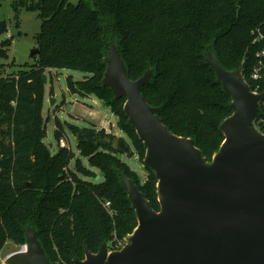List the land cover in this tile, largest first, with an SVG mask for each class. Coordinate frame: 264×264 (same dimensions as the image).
<instances>
[{"label":"trees","instance_id":"16d2710c","mask_svg":"<svg viewBox=\"0 0 264 264\" xmlns=\"http://www.w3.org/2000/svg\"><path fill=\"white\" fill-rule=\"evenodd\" d=\"M12 6L17 19L24 10L37 13L41 28L33 65L4 77L0 64V254L9 242L27 245L28 227L51 264L83 262L87 250L98 254L103 245L119 251L138 226L120 174L153 210L161 206L155 172L144 167L143 181L123 160L137 156L144 163L146 147L125 114L126 99L103 84L109 47H117L131 81L152 71L142 92L147 103L159 109L171 133L192 139L211 163L225 139L221 125L233 111L207 54L228 71L241 70L251 91L264 93V0H14ZM6 32L7 23L0 22V36ZM12 44L0 41V60ZM51 69L89 75L78 82L68 78V90L96 97L126 136L54 119L57 142L67 128L98 173L80 158L71 170L75 153L59 146L52 154L44 142L49 119L43 116V76ZM256 70L259 79L253 78Z\"/></svg>","mask_w":264,"mask_h":264},{"label":"water","instance_id":"95a60500","mask_svg":"<svg viewBox=\"0 0 264 264\" xmlns=\"http://www.w3.org/2000/svg\"><path fill=\"white\" fill-rule=\"evenodd\" d=\"M39 53L31 52V57ZM103 84L117 99L146 147L144 167L158 180L159 212L138 187L120 174L138 226L119 251L103 245L86 251L77 264H264V134L255 125L264 93L252 92L241 70L228 71L212 55L207 64L232 98V116L221 125L225 139L211 163L192 139L171 133L142 92L148 71L131 81L117 47L106 57ZM45 84L48 82L43 76ZM55 101L51 99V106ZM27 245L8 264H51L36 231L26 229Z\"/></svg>","mask_w":264,"mask_h":264},{"label":"rangeland","instance_id":"374dc122","mask_svg":"<svg viewBox=\"0 0 264 264\" xmlns=\"http://www.w3.org/2000/svg\"><path fill=\"white\" fill-rule=\"evenodd\" d=\"M78 1L72 0V3L76 4ZM13 2L14 0H5L0 6V22L7 23V32L0 36V41L7 38L13 39L12 46L7 50L8 58L0 60V64H2L1 74L4 77L16 74L15 72L23 69L22 66L26 64H34L31 52L38 47L36 40L41 28V21L35 12L24 10L20 13L19 19L15 18ZM46 76L48 82L46 84L43 116L46 120H49L47 122V137L44 142L50 148L52 154H56L59 150V143L55 139V118L63 123L67 122L80 128L94 125L98 130H101L106 127L107 132L109 131L117 138L126 137L116 126V116L96 97H81L72 94L68 90V78L72 77L74 81L78 82L85 80L89 75L69 69H51L46 72ZM51 99L55 101L54 106H51ZM62 140H64L66 147L76 155L70 164L71 170H74L75 162L80 158L87 168L98 173L97 169L89 167L87 159L80 156L77 140L67 128L66 135ZM123 160L141 176L143 181L146 180L147 173L144 171V163H140L137 156L132 158L124 156ZM22 249L23 246L19 247L9 242L0 254V264H7L8 259L21 252Z\"/></svg>","mask_w":264,"mask_h":264},{"label":"built area","instance_id":"2783aa9c","mask_svg":"<svg viewBox=\"0 0 264 264\" xmlns=\"http://www.w3.org/2000/svg\"><path fill=\"white\" fill-rule=\"evenodd\" d=\"M259 77H260V75H259V71L256 70L255 73H254V75H253V78H254V79H259ZM263 105H264V104H263ZM106 125L108 126L109 124H106ZM258 126L260 127V128H258V127L256 126V127L258 128V130H259L261 133L264 134V119H263V118L260 119V120L258 121ZM106 129H107V128L105 127V130H106ZM106 131H107V130H106ZM108 133H110V132L108 131ZM59 146L62 147V148L66 147V144H65L64 140H62V141L60 142Z\"/></svg>","mask_w":264,"mask_h":264},{"label":"bare ground","instance_id":"6f19581e","mask_svg":"<svg viewBox=\"0 0 264 264\" xmlns=\"http://www.w3.org/2000/svg\"><path fill=\"white\" fill-rule=\"evenodd\" d=\"M8 264V263H7Z\"/></svg>","mask_w":264,"mask_h":264}]
</instances>
